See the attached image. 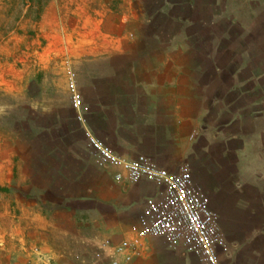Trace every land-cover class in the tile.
Listing matches in <instances>:
<instances>
[{
	"label": "crops",
	"instance_id": "1",
	"mask_svg": "<svg viewBox=\"0 0 264 264\" xmlns=\"http://www.w3.org/2000/svg\"><path fill=\"white\" fill-rule=\"evenodd\" d=\"M134 1H62L60 29L45 32L54 59L42 81L51 94L46 114L60 122L46 130L52 144L61 133L46 179L58 193H12V206L1 196L0 264H200L164 239L136 240L158 188L115 182L96 166L87 133L127 159L145 155L171 172L188 167L219 216L221 264H264V99L247 102L259 80L239 76L250 63L245 56L234 65L227 45L233 26L260 38L264 0H162L153 13ZM64 97L67 104H55ZM243 101L250 104L232 109ZM125 241L130 249L119 255Z\"/></svg>",
	"mask_w": 264,
	"mask_h": 264
},
{
	"label": "rangeland",
	"instance_id": "2",
	"mask_svg": "<svg viewBox=\"0 0 264 264\" xmlns=\"http://www.w3.org/2000/svg\"><path fill=\"white\" fill-rule=\"evenodd\" d=\"M99 1L0 0V198L2 195L5 198L3 205H13L12 193L29 195L46 187L50 193H58L54 190L58 183L50 182L46 177L48 162L60 158L61 133L57 131L59 139L52 144V135L47 130L59 126L60 122L56 123L46 114L52 103L45 99L51 94L45 91L42 81L45 68H51L54 59L45 32L51 36L52 31L60 29L61 2L76 7L77 3L98 6ZM109 1L114 3V0ZM134 3L137 11L153 13L162 0H135ZM50 4L54 8L46 15ZM253 30L258 31L256 27ZM227 45L232 50L229 58L234 65L245 56L250 63L251 69L241 71L239 76L247 81L250 75L259 80L247 102L258 100V97L264 99V33L256 38L233 26L229 29ZM241 48L244 53L236 54V58L234 51ZM251 89V84L243 88L246 92ZM55 104L64 105L67 100L64 97ZM245 104L250 103L237 102L232 109L236 111ZM2 189L8 191L2 192ZM2 236L4 232L0 230V238Z\"/></svg>",
	"mask_w": 264,
	"mask_h": 264
},
{
	"label": "built area",
	"instance_id": "3",
	"mask_svg": "<svg viewBox=\"0 0 264 264\" xmlns=\"http://www.w3.org/2000/svg\"><path fill=\"white\" fill-rule=\"evenodd\" d=\"M69 79L72 106L80 111L83 97L77 90L75 75L70 73ZM86 137L96 166L111 173L115 182L131 185L147 182L158 188V196L146 201L139 216L136 240L164 239L172 248H182L196 257L200 264H221L220 250L226 249V241L219 227V216L188 167L171 172L145 155L122 157L92 133ZM129 249L130 244L125 241L116 251L122 255ZM131 258L126 256L127 261Z\"/></svg>",
	"mask_w": 264,
	"mask_h": 264
},
{
	"label": "trees",
	"instance_id": "4",
	"mask_svg": "<svg viewBox=\"0 0 264 264\" xmlns=\"http://www.w3.org/2000/svg\"><path fill=\"white\" fill-rule=\"evenodd\" d=\"M1 191H2V192H7L8 190H7V189H2Z\"/></svg>",
	"mask_w": 264,
	"mask_h": 264
}]
</instances>
